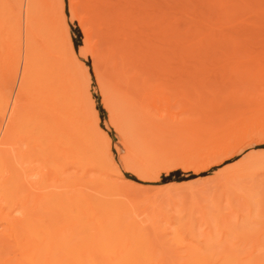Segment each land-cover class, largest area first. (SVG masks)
<instances>
[{"label":"bare ground","instance_id":"6f19581e","mask_svg":"<svg viewBox=\"0 0 264 264\" xmlns=\"http://www.w3.org/2000/svg\"><path fill=\"white\" fill-rule=\"evenodd\" d=\"M19 1L43 43L26 31L22 45L19 16L7 13L9 58L20 67L31 104L21 109L0 92L2 123L8 116L3 133L0 126V264H264V244L242 253L203 246L191 218L173 227L167 220L160 228L152 204L151 215H145L149 202L142 199L147 202L145 213L142 200L127 190L133 182L122 176L109 155L111 138L99 126L92 90L95 81L113 128L129 145L124 158L132 173L143 178L164 162L202 166L221 161L245 137L264 135V94L248 99L262 115L254 110L251 118L238 113L227 130L208 136L184 120V127L169 135L172 141L159 140L162 129L171 125L164 123L166 115L151 112L146 103L184 94L188 85L200 89L197 81L169 83L165 77L171 69L193 73L228 67L205 58L220 56L209 45L223 37L220 21L231 19L236 0H93L101 24L99 42L90 41L77 3L68 0V13L81 28L94 79L79 66L65 24L64 0ZM231 48L221 53L237 58L240 49ZM255 73L245 78L253 81ZM259 80L255 83L264 84ZM210 92L213 108L223 99L236 101L234 90L223 97L219 89ZM17 140L21 143L16 148ZM8 144L19 151L16 165L7 157L12 151ZM34 161L36 170L25 165ZM8 166L14 167L12 172ZM246 176L264 180V162H257ZM227 178L225 187H230L234 179Z\"/></svg>","mask_w":264,"mask_h":264},{"label":"rangeland","instance_id":"374dc122","mask_svg":"<svg viewBox=\"0 0 264 264\" xmlns=\"http://www.w3.org/2000/svg\"><path fill=\"white\" fill-rule=\"evenodd\" d=\"M74 1L77 3L79 15L84 18L85 25L90 30V41L99 42L102 37V31L100 30L101 24L97 18L99 15L98 10L95 8V3L93 0ZM64 3L65 24L70 35L73 50L80 63L79 66L83 71L93 76L90 56L84 53L86 43L82 41L83 34L81 28L77 21L70 19L68 13V0H64ZM235 4V9L229 13L233 14L231 19L222 17L220 21V35L223 37L214 44L209 45V50H216V53H219L220 56H208L205 58L208 63L215 62L221 65L226 64L228 67H226L225 70L221 68L213 72L209 70L203 72L193 71V73L192 71L181 72L171 69L167 77H165L169 83H177L183 80L185 84H187L188 82L192 83L197 81L201 83L199 86L200 89L196 90L194 86L188 85L184 90V94H172L163 98L154 97L146 101L148 109L151 112H155L158 116L166 115L164 123L171 125V127L162 129L159 133L160 137L157 136L159 140H174V137H172V139L170 136H173V131L180 127H184L182 126L183 123H181L185 122L184 120H187L186 124H190L189 126L192 130L195 131L198 129V131H200L201 129L203 134L208 136L213 133L218 135L223 133L225 129L227 130L231 122L238 116V113H244V116L249 114L246 116L247 118L256 116L252 114L257 111L260 112L258 115L261 114L262 109L258 107L256 111L257 106H253L248 99L255 97L254 95L257 97L260 94H264V84L255 83L259 78L262 79V81L259 80L260 83L264 82V73L260 74V72L264 71V60H259L264 58V38L259 40L260 37H264V0H246L245 2L236 0ZM10 12L13 15L19 16L22 28L19 41L22 45H24L26 31L31 34L33 40L38 44H42L43 40L33 28L32 23L26 19L19 0H0V92L3 94V98L8 99L10 104L16 100V103L22 109L31 104V97L27 89L23 86L25 80L23 76H21L18 63L15 58H9V50L11 49L10 38L12 36L9 31L10 22L6 21L4 18L7 13ZM261 33L262 35L260 36L259 34ZM224 34L226 35L225 38ZM241 34H243V36L246 35L244 38L247 39V42L243 40ZM254 34L257 35L255 38L256 40L258 39V41L255 40ZM237 36L238 38L239 36L242 38L240 37L241 39L239 38V40H237ZM247 36H251L254 40L249 39L250 37L248 38ZM231 47H238V49H240L239 51L241 54H237V58L227 55L223 56L221 53L225 52L224 48L230 51L233 49ZM254 50L256 53H254ZM236 53L234 51L233 54L235 55ZM259 56H261V58H259ZM256 68L258 70H256ZM255 70L258 72V75L255 73ZM246 71L248 72L245 73ZM253 73L256 74L254 78H252L253 81L247 80L246 78L250 77L248 79H251V77H253ZM257 76L258 79L256 78ZM160 78L164 80V77L160 76ZM243 78L246 79L244 80L246 85H244ZM250 81L252 83H250ZM216 84L221 85L217 90ZM257 84L259 85L258 87L256 86ZM193 87L195 90L192 89ZM236 88H238V92L241 91L240 89H242L243 92L238 93ZM256 88L258 90H256ZM209 89L210 91L214 89L216 92H218L219 89V97L225 96L224 94L227 95L228 93H232L234 90L233 95L236 94L234 95L236 96V101L233 102L230 98L226 100L223 99L222 105H217L218 107L216 106L213 108L211 106L213 103L209 102L211 99V92ZM92 90L99 115V126H101L111 138L109 150L111 159L116 167L121 170L122 176L133 182L131 187H127V190L130 191L129 193L132 195L136 194L137 196H135L138 200L146 199V201L149 202H146V204L143 203L145 200L141 201L143 206L144 204L148 205L147 207L144 206L142 209H147L149 213L145 214L147 212L145 210L143 214L149 216V214L152 213L149 210L152 208L153 211L154 209L155 212L153 211V214L154 216L157 215L156 221H158L157 224H159V226H164L168 220L173 227L177 225V223L191 218L190 220L195 225L196 233L199 238H201L200 244L203 246L212 244L216 248H226L236 253H242L250 248H258L259 244H264V222L261 221L264 220V180L259 181L261 180L259 177L250 179L249 176H246V173L250 171L257 162H264V135L245 137L242 142L237 144L231 154L221 161L210 162L202 166H194L180 161L170 163L164 162L160 163L157 169H154V171L152 170L153 172L151 171L143 178L145 175L141 177L132 173L129 164L124 158L130 151L129 145L113 128L108 116V111L103 105L101 94L95 81ZM224 90L227 91L225 92ZM240 96L242 97L240 101L242 100L241 102L243 103L240 101L237 103V99H239ZM219 100L217 99V101ZM248 102L251 104V108L250 105L247 104ZM251 102L255 103L253 101ZM233 103H236V105L231 106ZM203 104L205 105L203 106ZM208 104L209 106H207ZM215 104L217 103L215 102ZM167 118H175L178 122H173V124H171ZM2 120L3 116L0 113V126L2 127L3 133L8 116L4 118L3 123ZM17 141L14 147L21 143L20 140ZM6 147L12 150L8 151L10 154L6 151L9 155L7 156L8 159L10 157L12 160L9 159L10 162L16 165V160L18 159L17 152L19 151H14L16 149L13 148L11 144L6 145ZM132 153L135 154L133 151ZM37 164V161L30 164L25 163L26 166L33 167L35 170L37 169ZM8 167L12 172L14 167ZM229 176L231 179H234V181L232 180L233 182H229L231 183L230 187H225L224 181ZM179 196H181V198ZM192 196L195 197L193 198ZM151 204L152 207L150 206ZM259 205H261V211L257 212V207ZM257 213L258 215H256ZM217 221L219 222L218 226L216 225L218 223Z\"/></svg>","mask_w":264,"mask_h":264}]
</instances>
